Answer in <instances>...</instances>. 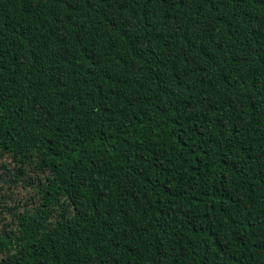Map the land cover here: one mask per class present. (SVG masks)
Returning a JSON list of instances; mask_svg holds the SVG:
<instances>
[{
    "label": "trees",
    "instance_id": "1",
    "mask_svg": "<svg viewBox=\"0 0 264 264\" xmlns=\"http://www.w3.org/2000/svg\"><path fill=\"white\" fill-rule=\"evenodd\" d=\"M0 87V264H264V0H0Z\"/></svg>",
    "mask_w": 264,
    "mask_h": 264
},
{
    "label": "rangeland",
    "instance_id": "2",
    "mask_svg": "<svg viewBox=\"0 0 264 264\" xmlns=\"http://www.w3.org/2000/svg\"><path fill=\"white\" fill-rule=\"evenodd\" d=\"M0 105L5 106L8 110L12 109L11 103L7 96L3 93L0 87ZM1 162V160H0ZM33 174H40V172L29 171ZM3 173L0 171V174ZM33 199V191L29 187L21 185H9L0 180V232L11 221V210L16 207L19 211L23 208L24 203L30 205ZM3 255L0 253V258Z\"/></svg>",
    "mask_w": 264,
    "mask_h": 264
}]
</instances>
